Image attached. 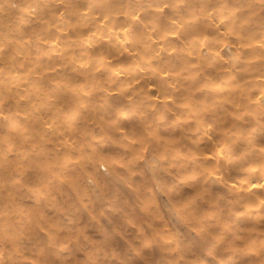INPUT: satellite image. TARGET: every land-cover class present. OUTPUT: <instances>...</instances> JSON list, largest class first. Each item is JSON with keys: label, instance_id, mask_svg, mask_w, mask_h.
<instances>
[{"label": "rangeland", "instance_id": "1", "mask_svg": "<svg viewBox=\"0 0 264 264\" xmlns=\"http://www.w3.org/2000/svg\"><path fill=\"white\" fill-rule=\"evenodd\" d=\"M6 1L0 0V6ZM208 1V6L198 8L195 0H187L195 18L186 14L173 17L166 8H147L145 0L110 5L125 11L119 12L118 21L126 28L120 31V40L128 51L115 59L107 57L110 68L127 70L115 82H106V70L99 69L96 84L67 83L78 75L75 69L99 58L103 39L108 38L106 30L103 36L101 30L96 31L102 38L94 48L85 50L86 56L81 58L79 50L75 51V58H80L74 64L77 68L61 63L59 56L52 61V56L38 53V63L49 60L48 66L42 65L36 72L27 67L15 69L11 62L21 52H3L0 92L31 76L48 90L35 95L37 85L18 102L28 104L29 110L12 108L1 114L0 182L4 187L0 195V264H264L260 258L264 224L244 216L239 201L241 181L257 160L249 154L258 155L264 147L260 108L264 99L257 105L254 102L264 96L254 89L261 86L264 76L250 73L258 58L246 48L241 52L227 49L203 59L167 55V45H179L184 24L196 26L207 9L221 4L227 9L214 18L225 19L224 34H206L192 42L214 36L216 42L233 44L237 31L243 38L255 40L264 32V0ZM93 5L90 16H71L66 11L42 14L51 31L41 29L39 36H51L52 53L70 46L65 28L73 23H81L75 35L78 42L85 33L91 38L93 16L98 25H109L97 13L99 3ZM233 13L251 22L258 18L261 24L257 29L236 27L229 16ZM15 26L0 18L3 35L23 31ZM193 30L183 35H196L197 28ZM141 36L153 43L152 48L143 45ZM68 38H73L71 33ZM35 39L32 36L25 41ZM219 70L224 75L211 84ZM129 73L136 80L121 90ZM160 83L164 87L156 94ZM211 86L229 92L238 86L242 100L251 98L256 106L243 102L230 105L222 94L202 93ZM68 89L76 94L74 106L64 98ZM187 90L197 98L178 104ZM135 94L139 98L131 106L130 116L119 123L112 125L111 115L101 114L102 107L110 106L112 113ZM204 104L209 107L204 115L206 129L197 122ZM31 118L37 122L35 128L29 126ZM10 122L15 125L9 126ZM83 123L88 125L86 130L81 129ZM236 130H255L249 148L235 138ZM218 137L224 139L223 145L213 143ZM40 142L47 143V148H40ZM219 151L227 155V162L214 161L222 157ZM209 157L214 159L211 163L206 162ZM255 233L262 238L256 239Z\"/></svg>", "mask_w": 264, "mask_h": 264}, {"label": "bare ground", "instance_id": "2", "mask_svg": "<svg viewBox=\"0 0 264 264\" xmlns=\"http://www.w3.org/2000/svg\"><path fill=\"white\" fill-rule=\"evenodd\" d=\"M128 2H141L143 0H127ZM145 4L147 8L154 7L155 9H163L166 8L167 12L175 17V16H182V15H189L190 17L195 18V11L192 8L190 3H187V0H163V1H152V0H145ZM197 3L198 8H203L204 6L209 5L208 0H195ZM98 2V15H103L106 18V21L109 23L108 26L105 25H98L95 21L97 19L96 16H93L94 22L91 25V30L93 31L90 36L91 38L85 37L87 33L80 36V42L75 39V35L78 31H76L81 23H73L67 26L65 29L66 32V42L70 43V46H66L65 49L57 54L52 53L53 43L52 38L50 35L39 36L41 33V29L45 32H50L51 27L49 22L43 18L42 14L48 11H54V14H57L58 11H66L71 16H76L79 14H86L90 16L92 10L94 8L93 3ZM122 0H9L4 3V7L0 6V18L1 22L4 23H16V29L20 28L23 31L18 30L15 34H5L3 35L0 32V65L2 64L5 59L2 57L3 52L5 53H12L17 54L21 52V56L16 55L14 60L11 62L12 68H30L32 71L36 72L40 66H48L50 64L49 60H45L43 64L38 63V59L41 56L36 57L35 55L38 53L44 55L52 56V61H55L54 56H59V61L61 63L68 62L74 68H77L74 64L75 62L80 61V58H75V51L79 50L78 55L82 58L86 56L85 50L94 48L95 42H97L102 36L104 35L103 32L106 30L108 32V38L103 39L104 44L100 47L98 51L99 58L95 61L87 62L80 68L75 69L77 71V76H73L67 80L68 84L76 83L77 81H83L85 83L96 84L100 78L98 77V70L105 69L107 74L104 77L106 82H115L117 80H121L125 73L127 72L126 69L123 68H110V60L107 57H112V59L118 58L122 51L128 52L125 47L126 45L120 40V31L126 30L123 28V22L118 21L119 12H125L120 10V6L116 8H110V5L114 3H120ZM47 7V10H46ZM65 8V10H64ZM227 9L226 4H221L216 8L207 9L203 14V21L197 22L196 26H191L189 24H184L183 30L185 34L192 29L195 30L197 28V32L195 31L196 35L185 37L184 32L182 35H179L178 43L179 45L175 47H171L167 45L169 49L168 53L175 54L177 57L187 58H197L203 59V56L206 55H218L223 53L225 50H235L237 52H241L244 48L248 50V52L254 57L258 58L256 62V69L250 71L252 75H263L264 76V32L261 34L256 35L254 39H245L242 37L241 33L237 31L235 33V41L228 43L225 42H216L214 36L205 40H198L196 42H192L193 39L198 37H203L206 34H216V36L223 35L224 33L221 32L222 25L225 23V19H215L214 16L217 13L223 15ZM134 9L131 10L133 12ZM230 17L234 18V24L236 27L241 26H248L249 28L257 29L261 24V21L256 18L255 21L251 22L250 19L246 16H239L236 13L229 15ZM131 19L132 16H130ZM238 21V22H237ZM55 22V26H56ZM26 25H28L26 27ZM81 30V29H80ZM97 30H101V35L99 36L96 32ZM193 30V31H194ZM72 34L73 38L69 39L68 36ZM32 36H35L36 39L32 42L25 41L26 39L29 40ZM227 38L230 35L226 36ZM142 43L147 48H152L153 43L148 42L147 39L145 41L144 36H141ZM8 42V45H7ZM170 42V41H169ZM176 42V41H175ZM177 44V43H176ZM171 48V49H170ZM18 49H22L20 51ZM130 56L133 58L135 56L134 53H130ZM84 67H88L84 70ZM220 68H224L221 67ZM217 68V69H220ZM1 73V71H0ZM40 73H42L40 71ZM224 75L223 70L216 71V74L212 77L214 84L217 80H219ZM127 78L126 82L120 85L121 90H126L129 88L131 81L136 80V77L132 74H126ZM131 77V79H129ZM56 76L53 75L50 77V80H55ZM148 80V78H145ZM261 86L255 87L254 89L257 91V94L264 93V79L261 80ZM21 85H24L21 88ZM38 85V79L34 76L24 83H17L14 86H10L7 90H3L0 92V118L1 114L10 111L12 108L18 111H27L29 110V105L25 103H18L20 102V96L23 93H27L28 90L32 89L36 90ZM164 87V84H159L157 89L155 90L156 94ZM53 88V87H52ZM95 88V87H94ZM40 90L47 91L48 89L41 88V85H38V89L34 91L35 95L40 94ZM212 90V91H211ZM211 90H202V93H209L213 94L212 92L222 94V98L224 102L230 105H236L239 102H243L246 105H253L256 106L258 102H260L263 97H258L254 102H251V98H245L242 100L241 88L235 86L232 91L225 90L221 86H211ZM52 94L56 95L53 91ZM218 94V95H219ZM76 97L74 89H68L65 99H67L72 106L75 105L72 102ZM160 97V96H159ZM195 93L190 92L187 90L185 92V96L179 101H176L178 104L182 103L184 99L190 98L189 101L194 102ZM139 98L138 94H135L133 97H129L128 99H124V101L120 104L121 106L117 111H113L111 113L110 106H104L101 108V114L103 115H111L110 123L115 125L119 123L121 120L127 118L131 114V106L133 103L136 102V99ZM197 97H195L196 99ZM163 106L166 107L167 104L163 103ZM261 113L264 116V105L260 103ZM123 107V108H122ZM208 106L204 104L201 108H199L201 114H199L198 123L202 124L204 128H207V124L204 123V115L208 111ZM1 121V120H0ZM256 118L254 117L252 120L253 126L256 125ZM12 122L9 123V126H14ZM262 138L264 139V120L262 122ZM29 126L35 128L37 126V122L34 118L29 119ZM42 128V127H40ZM88 125L83 123L81 125V129L86 130ZM239 129V127L235 128ZM255 130H251L249 132H240L236 130L234 136L236 139H241L246 142L247 147H250L251 141L255 139ZM213 143L218 145H223L225 143L222 137H218L213 139ZM34 144V143H33ZM47 148V143L40 142V148ZM249 151V149H247ZM218 154H221L222 157L220 159L207 158L206 162L211 163L213 160L216 162L217 160H222L223 162H227L228 157L225 153L219 151ZM226 157H225V156ZM257 160L254 166H251L247 169L246 173L247 176L245 179L241 181V186L243 187V195L239 198V201L244 206L243 214L246 217L251 218L252 222H259L261 221L264 224V195H257L259 193L264 194V147L260 148L259 154L256 155L255 153L249 154V157H256ZM3 160L0 161V165L2 164ZM3 185L0 182V195L3 191ZM260 196V198H259ZM6 211V210H5ZM5 211H3L5 213ZM5 220V218H4ZM249 222V221H248ZM262 224V225H263ZM260 225V224H259ZM256 239L262 238L260 234L255 233ZM260 249H261V256L258 254L257 257L264 258V240L260 242ZM256 257V258H257ZM259 259V258H258ZM249 264V262H248Z\"/></svg>", "mask_w": 264, "mask_h": 264}]
</instances>
